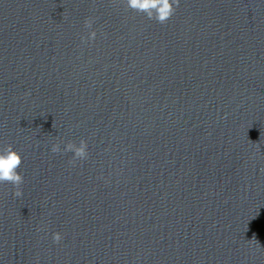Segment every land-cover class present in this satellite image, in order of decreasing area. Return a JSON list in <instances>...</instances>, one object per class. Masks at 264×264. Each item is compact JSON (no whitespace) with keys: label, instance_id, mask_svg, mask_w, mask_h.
Instances as JSON below:
<instances>
[{"label":"water","instance_id":"water-1","mask_svg":"<svg viewBox=\"0 0 264 264\" xmlns=\"http://www.w3.org/2000/svg\"><path fill=\"white\" fill-rule=\"evenodd\" d=\"M9 144L0 264H264V0H0Z\"/></svg>","mask_w":264,"mask_h":264},{"label":"clouds","instance_id":"clouds-1","mask_svg":"<svg viewBox=\"0 0 264 264\" xmlns=\"http://www.w3.org/2000/svg\"><path fill=\"white\" fill-rule=\"evenodd\" d=\"M180 3L181 0H126L128 8L146 14L149 19L161 24L166 23L175 14ZM85 24L87 28L92 29L94 18L89 17ZM96 36L97 32L93 30L85 40H95ZM51 151L53 153H60L62 151L73 153L74 155L70 161L72 164H75L77 160L85 161L89 157L88 142L86 140H81L78 145L74 142H69L63 148H61L60 143H55L52 145ZM22 161L23 157L21 153L15 150L11 144L0 147V184L8 182L14 185L16 189L14 195L16 197L23 195L21 185L24 182V175L19 171ZM63 238L61 232L53 234V240L56 243L61 242ZM253 240L260 246L255 238L251 241Z\"/></svg>","mask_w":264,"mask_h":264}]
</instances>
